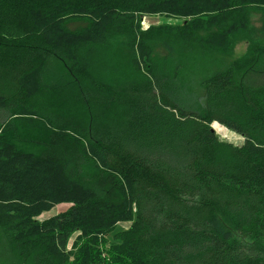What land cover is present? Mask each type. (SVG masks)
<instances>
[{
  "label": "trees",
  "instance_id": "obj_1",
  "mask_svg": "<svg viewBox=\"0 0 264 264\" xmlns=\"http://www.w3.org/2000/svg\"><path fill=\"white\" fill-rule=\"evenodd\" d=\"M0 264H264V0H0Z\"/></svg>",
  "mask_w": 264,
  "mask_h": 264
},
{
  "label": "rangeland",
  "instance_id": "obj_2",
  "mask_svg": "<svg viewBox=\"0 0 264 264\" xmlns=\"http://www.w3.org/2000/svg\"><path fill=\"white\" fill-rule=\"evenodd\" d=\"M143 15V14H142ZM184 21V18H177L172 17L170 15L166 14H156V15H143V18L141 19V25L142 29H147L151 25H164V24H181ZM247 51V43L243 42L235 46V49L233 51V59L241 58ZM212 129L218 134V136L223 140L230 143H233L235 145H241L244 141L243 137L236 134L235 132L229 130L225 126L219 124V123H212L211 125ZM71 207L70 204H61L58 207H55L53 210L49 212H45L40 216L41 220H47L54 216H56L59 213H63L68 210V208ZM131 226L130 222H120L117 224V228L119 230L125 231L128 230ZM82 232L78 231L75 236L71 240V244L69 247L70 251H75L77 253L79 249L81 248V244L84 243L81 239ZM79 240V243L76 242V240Z\"/></svg>",
  "mask_w": 264,
  "mask_h": 264
}]
</instances>
